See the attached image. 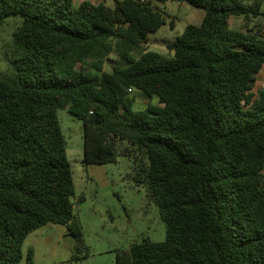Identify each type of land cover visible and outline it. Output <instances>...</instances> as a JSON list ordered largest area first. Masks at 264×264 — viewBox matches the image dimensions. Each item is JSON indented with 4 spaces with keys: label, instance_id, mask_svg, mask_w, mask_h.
<instances>
[{
    "label": "trees",
    "instance_id": "1",
    "mask_svg": "<svg viewBox=\"0 0 264 264\" xmlns=\"http://www.w3.org/2000/svg\"><path fill=\"white\" fill-rule=\"evenodd\" d=\"M75 1L0 0V25L23 17L0 72V264H35L23 244L47 224L82 239L61 109L83 122L85 164L116 162L119 142L146 164L166 238L117 264H264L263 0ZM168 1L204 11L171 57L148 48ZM135 91L159 104L135 110Z\"/></svg>",
    "mask_w": 264,
    "mask_h": 264
},
{
    "label": "rangeland",
    "instance_id": "2",
    "mask_svg": "<svg viewBox=\"0 0 264 264\" xmlns=\"http://www.w3.org/2000/svg\"><path fill=\"white\" fill-rule=\"evenodd\" d=\"M106 3L112 0H76ZM168 15V23L158 33L150 35L149 49L171 57L166 44L180 36L187 25L196 24L199 17L183 3L168 1L158 3ZM264 12V4L261 8ZM240 19V18H239ZM233 19L232 26L243 24V19ZM23 17L12 15L0 25V72L9 73L13 67L8 56L14 53L13 34ZM173 22V27H172ZM264 34V30H262ZM113 63L107 61L104 69L111 71ZM87 71L93 72L92 69ZM264 89V67L257 76L253 93ZM135 110H144L148 104L158 105V98L134 93ZM66 137L67 155L74 174L76 198L75 216L82 227V239L71 235L64 225L47 224L30 233L23 244V263L28 250H34L35 264H117V251L128 249L143 240L163 241L166 224L161 220L155 203L149 198L144 185L142 168L144 159L126 142H119L117 161L108 164H85L83 122L70 115L67 109L58 112ZM81 198L82 200H79Z\"/></svg>",
    "mask_w": 264,
    "mask_h": 264
},
{
    "label": "crops",
    "instance_id": "3",
    "mask_svg": "<svg viewBox=\"0 0 264 264\" xmlns=\"http://www.w3.org/2000/svg\"><path fill=\"white\" fill-rule=\"evenodd\" d=\"M263 4H264V0H263ZM183 5L186 6V8H189L190 10H194V11L198 12V13H197V16L199 17V20H198V22H196V24H194V25H199V24L201 23L203 17H204V11L194 9V8L190 7L189 5H187V4H183ZM262 6H263V5H262ZM261 11H262V10H261ZM262 13H263V16L251 20L249 27L252 28V27H254V26L257 25L258 28H260L261 30H264V12H262ZM235 19H239V18H235ZM240 19H242V18H240ZM240 19H239V20H240ZM232 20H233V19H232ZM232 20L230 21V23L232 22ZM190 24H193V23H190ZM231 25H232V23H231ZM232 27L240 28L241 25H237V27H236V26H232ZM261 71H262V70H261ZM259 74H260V73H259ZM135 92H136V91H135ZM137 92H138V91H137Z\"/></svg>",
    "mask_w": 264,
    "mask_h": 264
},
{
    "label": "built area",
    "instance_id": "4",
    "mask_svg": "<svg viewBox=\"0 0 264 264\" xmlns=\"http://www.w3.org/2000/svg\"><path fill=\"white\" fill-rule=\"evenodd\" d=\"M131 91V90H130Z\"/></svg>",
    "mask_w": 264,
    "mask_h": 264
}]
</instances>
